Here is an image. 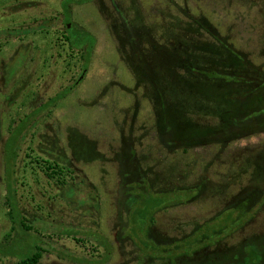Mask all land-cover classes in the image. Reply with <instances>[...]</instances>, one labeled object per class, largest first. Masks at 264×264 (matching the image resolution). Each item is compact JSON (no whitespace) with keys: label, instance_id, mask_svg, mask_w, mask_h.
<instances>
[{"label":"rangeland","instance_id":"obj_1","mask_svg":"<svg viewBox=\"0 0 264 264\" xmlns=\"http://www.w3.org/2000/svg\"><path fill=\"white\" fill-rule=\"evenodd\" d=\"M63 23L74 47L85 51L76 65L58 41ZM5 42L0 264H15L36 243L50 240L66 248L68 257L85 254L64 235L91 230L111 249L99 264H137L138 249L130 239L121 240V234L137 233L130 227L127 197L142 205L144 215L136 222L150 229L156 245L189 234L246 192L264 188V113L258 114L264 109L255 110L264 106V87L250 96L252 108L236 115L248 122L241 136L207 140L240 106L228 99L231 86H220L218 76L190 71L193 66L263 81L264 0H0V43ZM27 153L69 168L70 188L24 166ZM139 173L150 186L134 196ZM190 186H198L191 201L184 190ZM5 201L16 222L19 211L37 220L32 222L40 236L31 235L23 245L24 233L17 232L4 244L11 228ZM262 233L264 205L224 240L176 264H208L216 252L232 257V249ZM37 264L78 263L43 253ZM144 264L171 263L149 257Z\"/></svg>","mask_w":264,"mask_h":264},{"label":"trees","instance_id":"obj_2","mask_svg":"<svg viewBox=\"0 0 264 264\" xmlns=\"http://www.w3.org/2000/svg\"><path fill=\"white\" fill-rule=\"evenodd\" d=\"M38 29L42 31H46L45 29L44 30L41 28ZM69 30L70 28H68V26L65 23H63L62 31L59 32L60 36L63 37V40L60 39V37H58L59 39L58 41H63L61 45L66 44L67 49L70 51V55L68 54V56L69 58L74 59V65H76V61L83 60L85 51L82 47L81 48L74 47V41L71 40L70 36L67 34ZM33 31L34 30H32L31 33ZM17 36L19 35L17 34ZM21 38L22 35L19 36V39ZM221 41L222 40H220V42ZM6 43L8 42L0 43V48L3 47ZM221 44L225 45L223 41L221 42ZM78 55L80 57H78ZM190 69H191L190 71H194V70L199 71L201 72V74L205 75L206 77L218 76L217 79L219 80L220 86L223 87H225L226 85L231 86V90H230L231 94L227 96L228 99L229 100L235 99L234 102H236V104L240 106V108L236 107V111L239 110L238 113L235 114L232 113V115H230L231 116L230 122L224 121L221 126L222 128L220 129L217 128V130H213L212 133L206 139L227 140L228 138L241 136L244 132V129L249 128L247 127L248 122L246 123L241 122V120H238L236 118V115L240 113L246 114V108L247 107L252 108L254 102L250 98V96L252 94L253 96L255 94H258L259 91L263 89L264 80L259 81L256 78L253 79L251 77L247 78L244 75L241 76L238 74L227 75L224 74L225 72L223 71L216 72L213 70L194 68L193 66H190ZM73 79L74 78H72V82L74 81ZM233 84H242V86L234 87ZM244 84H247L248 87L243 86ZM241 108L242 110L240 111ZM263 109L264 106L260 107L257 104V108L255 110L260 111ZM261 113H264V111H260L258 114ZM256 122L257 120L252 121L251 124L252 125L254 123L256 124ZM262 122L264 121L263 120L259 121V125H260L259 128L261 127ZM10 136L11 135H8V138H10ZM27 157L29 159L26 161L24 166L26 167L30 166L29 168H31V170L41 171L49 180L54 181V183H56L59 187L66 189L70 188L69 182H72L74 180V177L71 175L70 173L71 171L69 170V168H67L61 162H59L56 159H52L50 157H46V156L42 157L39 154L32 155L27 153ZM66 175H70V177L67 178ZM146 179L147 178L144 175H141V173H139L138 179L133 180L134 182H137L136 183L137 185H135V187L131 190L132 192H134L133 193L134 196L136 195L137 191L143 192L144 190H146L148 186H150L147 183ZM198 186H190V187H186V189L183 188L184 190H188L187 192H190V201L197 193ZM133 195L132 197L134 199L135 197ZM130 200H132V198L130 196L127 197L126 202H128L127 203L128 206L126 210L127 209L128 211L130 210L129 213L131 214L130 216L131 220L129 222H131L132 225L130 227H134L137 233L136 235L132 234L128 237H124L125 235L121 234L124 233L122 231L123 229L121 226L120 234L122 236L121 240L130 239L131 242L138 249V253L136 255L137 264H144L146 259L149 257L166 259L171 264H176L177 258L184 256L191 257L198 251H201L205 248L218 244L226 237L234 233L236 230H238L240 227H242L245 223L249 222L252 218H254L257 212L264 205V188L263 189L254 188L246 192L232 206H230L229 208H225L224 210L220 211L211 218L203 221L201 225L197 226L189 234L182 237L171 238L169 240L167 239L160 240L156 242L157 243L156 245L153 244L154 239L151 238L150 229L149 231H147L148 228L146 225L141 223L139 224L136 222L144 213L143 208H141L142 205L138 207L139 205L137 206L135 200L132 201ZM140 204H142V201H140ZM5 206L7 208V217L11 223V228L9 233L7 234V237L4 238L3 241L4 244H8L9 242L8 240L10 239L11 235L17 232L24 233V236L21 239L22 244L23 242L25 244L27 241H30L31 235H33V237L34 236L36 237V235L40 236V233L37 231L38 228L35 229L33 226V222L37 220H32L33 221L32 222L30 219L23 216V214H21V212L19 211V217L21 220L19 222H16L15 221L16 213H14L11 208H9V204H7V201H5ZM133 209L135 210V213H132ZM127 216H129L128 213ZM153 222L154 219L153 217H151L150 218L151 226L153 225ZM51 235L58 237L62 236V234L57 232H53L51 233ZM64 236L70 238L72 241H74L76 244L82 247L85 250L84 251L85 254L71 253L69 258L68 257L69 252L67 251L66 248L59 245L57 241L53 243L54 241L51 242L50 240L48 244H44L45 246H43L42 242L40 244L36 243L33 246V251L30 254L22 258H19L15 264H37L43 253H48L50 255L57 256L67 261L69 260L74 261L78 264H99V263H105L111 254V249L109 248L107 239L103 237L99 232H95L94 230H91L90 234L87 233L85 236H80L78 234H66ZM100 247L103 249L102 252H99ZM232 250L236 251V253L232 254V257L225 255L224 254L225 252L223 253L216 252L209 257L210 260L208 259L207 263L208 264H264V233L258 235L257 238L255 237L250 238L249 240L240 244L238 248ZM2 258L3 257L1 256L0 260ZM190 264H206V263H201V262L194 263L193 261H190Z\"/></svg>","mask_w":264,"mask_h":264}]
</instances>
